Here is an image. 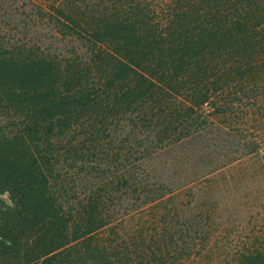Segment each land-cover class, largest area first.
<instances>
[{
    "label": "trees",
    "instance_id": "1",
    "mask_svg": "<svg viewBox=\"0 0 264 264\" xmlns=\"http://www.w3.org/2000/svg\"><path fill=\"white\" fill-rule=\"evenodd\" d=\"M263 101L264 0H0V264H264V216L123 224L152 152Z\"/></svg>",
    "mask_w": 264,
    "mask_h": 264
},
{
    "label": "rangeland",
    "instance_id": "2",
    "mask_svg": "<svg viewBox=\"0 0 264 264\" xmlns=\"http://www.w3.org/2000/svg\"><path fill=\"white\" fill-rule=\"evenodd\" d=\"M262 103L256 115L228 119L217 115L215 118L223 124L216 123L152 152L148 157L152 183L147 185L149 196L162 194L164 199L151 203L159 202L158 207L128 216L123 222L125 228L155 217L163 224H261L264 216ZM202 108L206 112L212 110L207 103Z\"/></svg>",
    "mask_w": 264,
    "mask_h": 264
}]
</instances>
